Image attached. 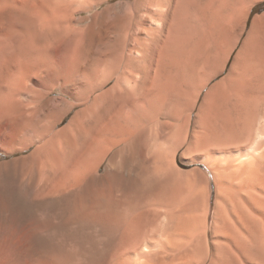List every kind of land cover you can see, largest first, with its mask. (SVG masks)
Masks as SVG:
<instances>
[{
    "label": "bare ground",
    "instance_id": "1",
    "mask_svg": "<svg viewBox=\"0 0 264 264\" xmlns=\"http://www.w3.org/2000/svg\"><path fill=\"white\" fill-rule=\"evenodd\" d=\"M107 1L0 0V46L7 49L11 48L13 52L17 51L22 55L32 49L31 54H34L38 49L37 52L43 49L45 51L46 48L43 46L46 44L48 46L49 43L53 42L60 45L63 53V66L57 71L52 69L57 75L54 76L55 82L53 81L52 87H49L50 90L47 92L49 95L35 99V101L32 100L33 109L29 110L26 115L23 114L25 116L23 117V131L25 134L31 135V139L23 144L20 149L24 150L31 145L38 144L33 153L35 165L41 162L45 170L43 168L37 169L38 172L35 174L38 175L34 177L32 185H27L22 181H15L11 185L22 192L23 198L36 201L31 204H22L21 207L25 210L23 213L25 216L21 215L24 217L21 223L35 219V223L38 225L37 229L40 230L49 223L48 219L45 218L46 209L51 204L53 206L59 205L70 212L69 221L78 219L83 223L99 224L108 229L111 233L110 238L114 240L118 238V244L112 253L114 256L110 261L124 256V259H129L127 261L130 264H139L138 260L145 256L153 260L154 264H264V160L256 163L249 175L245 169L244 175H242L244 176L243 180L248 184L251 183L255 188L253 189L258 192L256 199H254L256 201L254 206L256 207V211L254 210L255 219L253 220L255 225L251 230L248 229V238L246 237L248 241L246 243L222 247L221 250H218L221 254H216L212 258L206 257L205 253L208 247L203 243L191 244L178 253L175 251L170 255H162L158 251L165 248V245L163 247L162 244H159L161 247L157 251L144 252L142 246L146 245L148 232L142 227L143 225L135 227L134 223L145 221L147 225L148 223L151 224L158 214L155 210L156 207H167L170 211L177 204L176 195L165 187V182L163 183L160 178H154V176L152 177L153 181L149 178L154 173L150 172L152 157L149 156L148 146L152 140L148 134H150L151 129L156 128L157 132L154 131L157 137L153 138L166 140L168 129L170 131H168L169 136H171L176 132L174 128L179 125L178 122H182L180 123L181 127L179 125L180 129H184L187 124L184 115L191 106L184 103L179 111L171 108L170 103L173 100L169 99L168 101L167 98L169 97L165 98L164 92L160 88L162 73H160L161 69L159 68L163 67L166 55L168 56L169 53L171 55V52L176 49L175 38L177 35L187 30L190 17L189 10L194 5L195 0L119 2L105 7L102 12L105 17L98 25L99 29L95 31L94 28H90L95 32L90 31L88 38L84 39L82 29L77 26L84 21L85 17L83 18L81 14L90 12ZM152 16L158 19L159 25L146 27L145 24ZM253 60L255 61V59ZM249 65L248 69L241 70L238 75L232 76L231 90L229 92L226 90L227 99L233 98L235 100V102L233 99L231 100L233 102H229L236 104L235 106L233 104L236 111L229 109L232 113L243 114L240 116L242 119L247 112L251 111L249 107L254 105L256 100L247 97L246 92L236 89L235 84L240 79L253 77L256 70L262 69L263 60L261 61L260 58ZM48 66L50 69L53 67L49 64ZM7 71L3 64L0 67V114L17 112L15 97L23 88L22 85L16 84L15 78L11 75L8 76ZM108 84L111 86L107 87ZM56 89L60 90L61 96H50ZM228 100H226L227 104ZM256 103L258 104V102ZM75 107H81V109L69 121L74 129L73 136L69 134L67 136L66 129L56 130V127ZM220 109L218 108V111ZM229 109H224V111ZM219 113L221 114V110ZM225 114L231 116L229 113L221 115L223 118L227 117L226 120L231 121L232 119L229 120ZM236 114L233 115L236 116ZM210 122L220 123L218 121ZM210 122L208 123L211 124ZM34 123L38 124L36 127L39 128V132L34 129ZM227 124H222L220 127V124L218 127L211 124V129L215 127L216 136H212V138L207 134L205 143L209 146L230 147L234 143L236 144V141H240L239 137L233 133L235 130L230 129L231 125ZM11 126L8 121L4 123L0 129V142L5 138ZM220 130L222 131L221 134ZM173 139L175 138L172 137ZM181 144V141H174L169 147L171 154ZM112 150H117V154L112 153ZM165 153L166 150L162 147L157 150L154 156L156 164L164 160ZM261 155L264 157V154ZM262 156L261 159H263ZM117 159L121 163L119 167L122 164L128 166L129 176L114 168ZM106 160L105 174L101 176L99 170ZM158 169L156 170L158 171ZM93 170L96 175L94 174L90 182L91 186L87 184L85 189L63 197L60 200L61 203L41 201L42 197L54 196L66 189H75L83 179L84 173L87 175L88 171ZM157 173L155 177L159 176ZM176 173L171 171L170 174H165V177L173 176L175 178ZM146 174L148 177H145ZM38 176L40 180L45 178L49 182L46 185L37 184L36 178ZM248 176L251 178L248 179ZM103 178L106 179V192H103L102 189L95 191L92 184L97 180H103ZM114 185L119 190H123L124 194L121 198L114 196L116 193V191L114 193ZM197 200L198 198L194 199V203L191 202L190 209L198 204ZM128 202L133 204L136 209H141L136 212V215L131 216V221L133 216L139 217L136 222L128 221V224H134L131 226L126 225L127 213L123 210ZM1 203L7 211L5 216L10 223L7 230L11 236L9 241H3L5 233L3 234L0 230V244L4 243L0 246V264H21V261H25L27 257L32 259L36 253L32 249L33 245L25 248V253L24 251L21 254L20 252L17 253L18 250L16 251L12 235L17 230L14 223H16L18 216L19 205L12 197L6 195L1 197ZM28 215L31 217L28 218ZM172 217L170 215L171 219ZM146 224L144 225L147 226ZM166 228H161L162 233ZM30 237L31 235L28 238L30 239ZM47 238L48 236L43 232L34 238V242L40 246V250H44L37 260L39 264L51 262V260L49 261L48 253L50 251L47 248ZM168 248L170 251L172 250L170 247H166L167 251ZM60 250L64 251V249L59 248ZM102 250L103 248H93L83 255V259L73 258L70 262L62 259L65 255L63 252L61 257L53 259L56 261L52 262L55 264H106L104 257L108 253H103ZM116 261L121 262L122 260L117 259Z\"/></svg>",
    "mask_w": 264,
    "mask_h": 264
},
{
    "label": "rangeland",
    "instance_id": "2",
    "mask_svg": "<svg viewBox=\"0 0 264 264\" xmlns=\"http://www.w3.org/2000/svg\"><path fill=\"white\" fill-rule=\"evenodd\" d=\"M134 1L108 0L98 8L81 14L85 18L77 26L82 29L84 39L88 38V35L91 33L90 31L93 30H90V28H94L95 31L99 29L98 25L101 24L102 19L105 17L102 13L105 7L119 2L133 3ZM193 4L189 10L190 17L187 30L177 35V38H175L176 49L171 52V55L170 53L168 56L166 55L163 67H158L161 69L160 73H162L161 83L159 82L160 88L164 92L165 98L169 97L167 98L168 101L169 99L173 100L170 103L171 108L179 111L184 103L191 106L184 115L187 119V124L184 129H180V123L182 122H178L177 124L180 127L179 125L175 126L176 132L172 134L173 136H169L170 131L168 129L169 132H166V140L155 139L157 137L155 133V131L157 132L156 128H154L155 131L151 129L149 131L150 134H148L150 140H152L148 146V150L150 151L149 156L150 158L152 157L150 172L154 173L152 176L149 173L151 176L149 178L153 181L152 177L154 176V178H160L163 183L165 182V187L176 195L177 204L170 211L167 207H156L155 210L158 214L151 224L148 223L147 225L145 221H139V223L134 224L135 227L143 225L142 227L148 232L146 245L142 246L145 253L157 251L161 247L159 244H162L163 247L165 245V248H161V251H158L162 255H170L175 251L178 253L191 244L203 243L208 247L205 253L206 257L212 258L220 253L218 250H221L222 247L246 243L248 241V229L251 230L253 225H255V221L253 220L255 219L254 210L256 211V207L254 206L256 201L254 199H256L258 192L254 190L255 188L251 183L248 184V182L243 180L244 176L242 175H244V169L249 175L252 168L256 166V163L264 160V157L261 155L264 154V51H262L264 50V10L261 11L264 8V0H195ZM254 8L256 9L255 13L251 16ZM158 25L159 21L154 16L145 24L146 27H156ZM52 43H49L48 46L47 44L43 46L46 48L45 51L43 48H41L43 50H40V52H37L39 49H35L36 52L34 50L35 53L31 54L33 52L32 49L22 55L17 51L13 52L11 48L7 49L0 46V67L4 64L8 70L6 72L8 76L11 75L15 78L16 84L23 87L15 97L17 112L0 114V129L7 121L12 125L5 138L0 142V230L3 234L5 233L3 241H9L11 236L7 230L10 224L9 219H6L5 216L7 211H5L1 203V197L6 195L12 197L19 205L18 216L15 221L16 223H14L17 230L12 235L16 251L18 250L17 253L20 252L21 254L23 251L25 253V248L30 247V245H33L32 249L36 253L33 256L34 258L27 257L25 261H21V264L22 262L23 264H39L37 260L40 257V253L42 254L44 250H40V246L36 245L34 238L42 232L48 236L47 248L50 251L48 253L49 261L51 260L48 264H55L53 262L56 260L53 261V259L61 257L63 252L65 255H63L62 259L66 261L70 262L73 258L83 259L84 254H87V252L96 247L103 248V253H108L104 257L106 264H113V262L114 264H130L127 261L129 259H124V256L117 258L118 260H122L121 262L116 261L117 259L110 261L114 256L112 253L118 244V238L115 240L110 238L111 233L108 229L103 228L99 224L83 223L82 221H78V219L69 221V218H71L70 212L62 206H53L51 204L46 209L45 218L48 219L49 223L40 230L37 229L38 225H36L35 219L27 223H21L24 219L23 216H25L23 215L25 210L21 207L22 204H31L36 201L23 198L22 192L11 185L15 181H22L27 185H32L34 177L38 175L35 174L38 172L37 169L43 168L45 170L41 162L35 165L33 153L38 144L31 145L24 150L20 149L23 144L29 142L28 140L31 139V135L25 134L23 131V117H25L23 114L26 115L29 110L33 109L32 100L35 101V99L46 97L47 94L49 95L47 92L55 82L54 76L57 75H55L56 72H53V70L56 69L54 71H57L63 66L62 49L59 44ZM258 58H261V61L263 60L262 69L256 70L253 77L240 79L235 84L236 89L238 88L241 92H246L248 94L247 97L256 100L255 103L258 102V104L254 103V105L249 107L253 111L244 113L245 115L242 119L240 116L243 114L232 113L231 110L235 108L236 104L230 102H235V100L233 98V101H231L232 99H227L226 90L228 92L231 90L230 85L232 83L230 81L233 79L232 76L238 75L241 70L248 69L249 64L258 61ZM10 60L12 61L10 62ZM48 64L53 67L50 69ZM111 84H108L107 87H110ZM50 96H61L60 90L56 89ZM224 100L225 103H223ZM226 100H228V104ZM221 103H223V107L220 106ZM218 108L223 115L224 113H229L232 118L225 115L228 116L229 120L232 119L233 122H236V126L231 122L232 120L228 121L226 120L227 117L223 118L220 113L218 114L220 112ZM80 109L81 107L72 109L56 127V130L66 129V135L73 136L74 129L69 124V121ZM224 109L229 110L224 111ZM234 110L236 111V109ZM233 114H236V116ZM209 120L220 123H211ZM208 122L217 125L216 127L219 124L220 127L222 124L229 122L228 124L231 125H229L230 129L233 128L232 130H235L232 132L239 137L240 141H236V144L234 143L230 147L207 145L205 143L206 135L208 134L211 137L216 136L215 127L213 128L214 130L211 129V124ZM33 125L34 129L39 132V128L36 127L38 124L34 123ZM207 126L210 127L209 130H207ZM221 133L222 131L220 130ZM237 136H235V139H237ZM172 137L175 139L172 140ZM240 138H244V141ZM174 141H181L182 144L171 154L169 147ZM160 147L164 148L166 153L164 160L156 164L154 156ZM116 151L112 150V153L117 154ZM261 156L263 159H261ZM119 165L121 163L117 159L114 168L129 176L128 166L122 164L120 166L121 169H119ZM106 166L107 160L100 167L99 173L101 176L105 174ZM156 171L159 173L157 177H155ZM169 171L173 173L177 171L176 177L173 178L171 176L169 178L166 176L168 177L166 178L165 174H170ZM87 173V175L84 173L83 179H81L75 189H66L54 196L42 197L41 201H49L50 203L57 201L61 203L60 200L63 197L71 195L72 192L85 189L87 184L91 186L90 182L95 172L93 170ZM38 177L36 178V183L39 185H46L49 182L45 178H41L40 180V177ZM250 178L251 176H248V179ZM105 180L104 178L101 180L102 182L97 180L92 184V188L95 191L102 189L103 192H106ZM114 188V193L116 191L114 196L121 198L124 194L123 190H119L116 185H114ZM197 198L198 204H194L195 206L190 209L191 204L194 203V199ZM123 210L127 213V225L131 221V216L136 215V212L141 209H136L133 204L128 202ZM168 214L171 217L173 214L172 219ZM20 217L22 218L20 219ZM27 217L30 218L31 216L28 215ZM137 218L139 217L133 216L132 221L136 222ZM187 221L189 222L187 223ZM132 224L128 225L131 226ZM163 227L167 228L162 233L161 228L163 229ZM58 247L62 250L64 249V251H59ZM166 247H170L172 250L170 251L168 248L167 251ZM165 249L167 252L164 251ZM138 262L139 264H154L153 260L145 256H142Z\"/></svg>",
    "mask_w": 264,
    "mask_h": 264
},
{
    "label": "trees",
    "instance_id": "3",
    "mask_svg": "<svg viewBox=\"0 0 264 264\" xmlns=\"http://www.w3.org/2000/svg\"><path fill=\"white\" fill-rule=\"evenodd\" d=\"M255 10H256L255 8L252 10V12H251V16L255 13ZM262 10H264V8H262L261 11H262ZM251 16H250V18H251Z\"/></svg>",
    "mask_w": 264,
    "mask_h": 264
}]
</instances>
